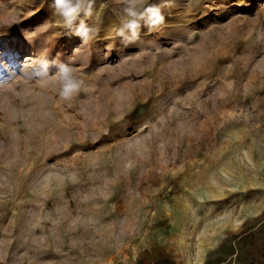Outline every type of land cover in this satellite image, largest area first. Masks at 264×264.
<instances>
[{
	"label": "rangeland",
	"instance_id": "1",
	"mask_svg": "<svg viewBox=\"0 0 264 264\" xmlns=\"http://www.w3.org/2000/svg\"><path fill=\"white\" fill-rule=\"evenodd\" d=\"M149 2L125 47L122 0L88 45L53 0H0V264H264V0ZM45 56L71 100L26 78Z\"/></svg>",
	"mask_w": 264,
	"mask_h": 264
},
{
	"label": "clouds",
	"instance_id": "2",
	"mask_svg": "<svg viewBox=\"0 0 264 264\" xmlns=\"http://www.w3.org/2000/svg\"><path fill=\"white\" fill-rule=\"evenodd\" d=\"M122 4L120 22L113 28L115 36L110 39L119 38L125 47L140 40L142 29L151 33L164 22L161 6L149 0H122ZM51 7L63 27L70 35L78 37L83 45L90 44L99 35L97 19L93 18L92 24L86 22L87 18L93 17L95 0H53ZM105 47L106 54H110L114 44ZM53 65L56 71L50 73L48 69ZM25 75L29 80H51L59 86V96L64 100H71L84 89V81L77 78L70 63L56 59L50 61L46 56L38 57Z\"/></svg>",
	"mask_w": 264,
	"mask_h": 264
}]
</instances>
